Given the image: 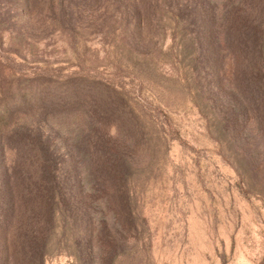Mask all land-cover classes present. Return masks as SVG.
Returning a JSON list of instances; mask_svg holds the SVG:
<instances>
[{
    "label": "rangeland",
    "instance_id": "374dc122",
    "mask_svg": "<svg viewBox=\"0 0 264 264\" xmlns=\"http://www.w3.org/2000/svg\"><path fill=\"white\" fill-rule=\"evenodd\" d=\"M205 32L229 39L223 56L204 47ZM238 35L261 40L251 63L264 67V0H0V182L19 160L3 136L37 119L62 180L73 162L64 134L72 139L88 122L58 101L66 82L107 111L110 149L125 165L114 181L122 192L101 187L93 201L103 253L82 264H264V148L251 145L233 162L212 127L217 104L198 79L211 66L233 82ZM249 116L264 122V106ZM70 185L62 196L81 207ZM67 223L79 230L64 241L84 243L85 220ZM43 264L77 263L60 251Z\"/></svg>",
    "mask_w": 264,
    "mask_h": 264
},
{
    "label": "trees",
    "instance_id": "16d2710c",
    "mask_svg": "<svg viewBox=\"0 0 264 264\" xmlns=\"http://www.w3.org/2000/svg\"><path fill=\"white\" fill-rule=\"evenodd\" d=\"M253 36L238 35L232 40L233 48L236 49L233 54V82L227 80L223 69L211 66L208 69L209 56H204L207 53L203 46L202 50L197 47L207 66L203 70L204 75L200 74L198 79L208 87V100L217 104V115L213 118L212 127L217 140L231 149L229 153H232L235 164L240 161L242 156L239 153L245 148L251 145L264 148V122L260 117L249 118V112H254V108L263 111L264 106V67H254L256 61L251 63V60H258L259 63L261 40ZM203 40L204 47L208 51L214 50L218 56L224 51L222 45L229 41L206 32ZM239 63H242L243 70L236 68ZM56 88L63 91L65 98L58 100L63 102V107L71 105L75 110H82V119L88 122L82 125L84 128L81 130L73 129V133H77L73 134L72 139L69 138V132L64 134L63 140L69 145L73 162L66 171L61 172L62 180L57 177L60 168L51 158L49 138L43 134L38 119L28 126H17L3 136V143H15L13 149L19 160L16 162L15 159L4 171V179L0 182V264H43L45 256L60 251H66L77 264H82L83 259L93 261L96 255L103 253L102 249H97L94 241L101 223L94 218L97 208L93 206V201L98 198L101 187L105 188V192H122L114 181L124 175L125 165L116 161L110 149L112 139L108 135L110 127L107 111H102L100 104L92 97L79 94L81 89L66 86V82H61ZM51 98L53 101L50 105H59L55 103L56 96ZM37 101L44 99L40 96ZM39 109L40 116L47 117L44 109ZM76 127L79 129V125ZM70 182L77 188L75 191L81 198V207L71 206L62 196V191L72 186ZM110 196L109 193L104 194L105 206H108ZM63 205L65 210H62ZM78 210L82 213L80 218ZM58 217L62 220L60 231L55 226ZM104 218V221L108 220ZM68 220L71 226L80 220L83 226L85 220L87 229L84 243H81V237L64 241L74 237L79 230L77 228L75 233H71L72 230L69 233ZM106 225L105 222L103 227ZM43 237L46 250H42Z\"/></svg>",
    "mask_w": 264,
    "mask_h": 264
}]
</instances>
